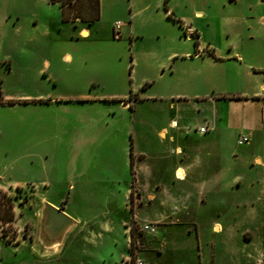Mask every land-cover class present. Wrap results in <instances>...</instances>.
<instances>
[{
  "label": "rangeland",
  "instance_id": "rangeland-1",
  "mask_svg": "<svg viewBox=\"0 0 264 264\" xmlns=\"http://www.w3.org/2000/svg\"><path fill=\"white\" fill-rule=\"evenodd\" d=\"M64 1L68 18L93 13V2ZM194 6L206 15L195 17ZM242 9L241 1L216 7L201 0H100L98 18L87 23L91 35L82 36L79 27L64 21L61 1L0 0V189L21 194L8 233L14 240L0 239V264H121L129 253L123 222L132 224L134 213L128 199L131 138L167 124L176 114L170 102L180 96L179 116L190 125L205 115L197 110L195 94L235 88L224 77L233 64L187 60L170 68V62L165 73L161 62L169 51L188 50L196 41L206 50L241 49L242 40L264 46V36L255 30L263 26L244 20ZM262 135L241 145V153L261 152ZM42 199L60 204L77 221L48 256L34 251L29 239L46 237ZM102 221L115 232L105 230ZM88 229L102 235L89 240ZM204 231L209 238L218 235L211 226ZM159 234L167 241L163 251L148 252L154 263L194 261L190 252L179 251L177 226L160 227ZM257 241L264 243V228Z\"/></svg>",
  "mask_w": 264,
  "mask_h": 264
},
{
  "label": "crops",
  "instance_id": "crops-1",
  "mask_svg": "<svg viewBox=\"0 0 264 264\" xmlns=\"http://www.w3.org/2000/svg\"><path fill=\"white\" fill-rule=\"evenodd\" d=\"M183 1L192 3L198 0ZM201 1L214 2L216 7L219 3L241 1L244 20H257L263 28L254 29L264 36V0ZM193 10L195 17H203L207 12L195 6ZM91 15H77L76 19L67 17L69 20L64 21L79 27L80 35L85 36L83 30H87V36H90L89 21L82 16L90 18ZM78 18L84 25L77 21ZM249 38H254V34L250 33ZM186 40L193 42L190 37ZM63 57L72 59L70 53ZM187 60H199L210 65L213 62L233 64L224 77L235 88L202 97L195 94L197 110L205 115L201 122L190 125L182 122L179 116L182 112L180 96L177 102H170V109L176 110L178 116L174 114L167 124L157 127L156 133L142 131L136 138H131L129 162L131 166L133 145L134 174L131 166L132 182L128 197L133 190L139 195L135 199L132 219L139 226L134 254L145 264H156L147 254L152 249L163 251L161 245H165L167 240L159 234V229L175 225L180 230L179 251L182 255L190 252L194 257L193 262L182 258L180 264H264V243L257 241L264 228V135L262 150L256 154L241 153L243 149L238 143L242 133L249 136V141L244 143L249 146L257 133L264 134V46H251L243 40L241 49L233 47L230 51L206 50L201 44L196 49L191 45L188 50L169 51L161 66L165 65L164 72L167 73L170 62L169 66L173 68L174 64ZM46 64L49 66L50 61ZM122 101L124 106H129V102ZM205 125L207 130L200 131L199 128ZM253 165L263 169H241ZM42 200L41 204L46 206L47 200ZM51 203L67 211L60 204ZM144 208L148 211L146 215L142 213ZM70 215L72 224L77 223L76 217ZM123 223L129 253L121 256V264H132L131 224ZM145 224H154L155 231L145 230ZM101 226L115 232L108 221H102ZM208 226L218 234L216 237H207L204 229ZM85 232L89 240L102 235L93 229ZM43 235L42 238L29 236L34 251L40 249L41 254L48 256L61 247L58 239ZM118 240V235L114 234V243L117 244Z\"/></svg>",
  "mask_w": 264,
  "mask_h": 264
},
{
  "label": "trees",
  "instance_id": "trees-1",
  "mask_svg": "<svg viewBox=\"0 0 264 264\" xmlns=\"http://www.w3.org/2000/svg\"><path fill=\"white\" fill-rule=\"evenodd\" d=\"M53 2L61 1V6L63 7V14H64V20H69L66 17L65 14V4L67 3L64 0H52ZM72 0H68V2H71ZM90 2L94 3L93 6V13L90 18H86L82 16L83 19L88 20L89 22H93L98 18V15L100 13L99 11V2L100 0H88ZM199 43L196 41L195 42V47L196 49L198 48ZM239 97V96H236ZM131 166L134 174V153H133V145L131 146ZM16 189L19 191H23V186L17 185ZM134 190L131 193V197H133ZM21 194L16 193H8V191H5L3 189H0V239L6 238L7 241L12 242L14 238H11V236L8 235L10 233V229H13V223L17 219L16 213H15V201L17 198H19ZM25 196H29V194L25 193ZM132 210L134 211V205L133 203L131 204ZM15 232V231H14ZM13 232V233H14ZM131 235H132V245H131V250H132V264H135V258L136 255L134 254V249H135V244H136V225L135 221L131 224Z\"/></svg>",
  "mask_w": 264,
  "mask_h": 264
},
{
  "label": "water",
  "instance_id": "water-1",
  "mask_svg": "<svg viewBox=\"0 0 264 264\" xmlns=\"http://www.w3.org/2000/svg\"><path fill=\"white\" fill-rule=\"evenodd\" d=\"M71 224L72 219L69 215L52 204L46 205L43 232L49 239H59Z\"/></svg>",
  "mask_w": 264,
  "mask_h": 264
},
{
  "label": "built area",
  "instance_id": "built-area-1",
  "mask_svg": "<svg viewBox=\"0 0 264 264\" xmlns=\"http://www.w3.org/2000/svg\"><path fill=\"white\" fill-rule=\"evenodd\" d=\"M121 24H122V23H121L120 21H118V22L116 23V27H119V28H120ZM207 128H208V126L205 125V126L200 127L199 129H200V131L204 132V131L207 130ZM248 141H249V136H248L247 134H245V133H242V134L239 136V138H238V143H239L240 145H242V144H244V143H246V142H248ZM138 197H139V195H138L137 193L134 192L133 197H131V196L128 197L129 202H130V203H133V202L135 201V199L138 198ZM143 228H144L145 230L155 231V225H154V224H145V225L143 226ZM135 264H145V263H144V261H143L141 258L136 257V258H135Z\"/></svg>",
  "mask_w": 264,
  "mask_h": 264
},
{
  "label": "bare ground",
  "instance_id": "bare-ground-1",
  "mask_svg": "<svg viewBox=\"0 0 264 264\" xmlns=\"http://www.w3.org/2000/svg\"><path fill=\"white\" fill-rule=\"evenodd\" d=\"M83 33H84V35H87L88 31L87 30H83ZM181 177H183V176H181Z\"/></svg>",
  "mask_w": 264,
  "mask_h": 264
}]
</instances>
